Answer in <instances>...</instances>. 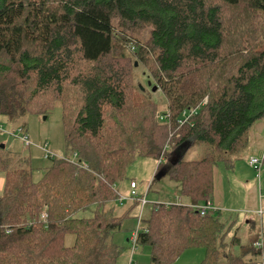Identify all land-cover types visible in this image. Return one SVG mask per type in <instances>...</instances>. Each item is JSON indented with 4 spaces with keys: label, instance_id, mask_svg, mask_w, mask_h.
<instances>
[{
    "label": "trees",
    "instance_id": "16d2710c",
    "mask_svg": "<svg viewBox=\"0 0 264 264\" xmlns=\"http://www.w3.org/2000/svg\"><path fill=\"white\" fill-rule=\"evenodd\" d=\"M258 16L264 0H0V116L44 115L59 102L71 153L51 158L37 182L29 159L0 158V264H117L114 236L129 217L118 213L117 185L137 159L162 156L158 171L166 162L188 203H155L142 218L137 246L151 248V263L175 264L196 248L206 251L202 264L262 256V241L241 245L235 221L190 206L214 199L216 168H234L264 117ZM147 29L131 58L125 35ZM135 61L165 97V111L151 93L136 100ZM194 145L205 155L186 160Z\"/></svg>",
    "mask_w": 264,
    "mask_h": 264
},
{
    "label": "rangeland",
    "instance_id": "374dc122",
    "mask_svg": "<svg viewBox=\"0 0 264 264\" xmlns=\"http://www.w3.org/2000/svg\"><path fill=\"white\" fill-rule=\"evenodd\" d=\"M244 9L230 11L231 15H242ZM228 18V17H227ZM257 25L264 27V17H257ZM149 36V29L144 31L139 38L132 35H125L128 42H124V49L131 58L133 56L132 45L142 44ZM135 83L138 88L135 91V98L138 102L147 98L151 93L153 99L159 104V112L167 109V101L154 83H150L145 73V68L139 61H135ZM141 86V87H139ZM154 87L156 90L154 91ZM264 117L257 121L249 130V141L243 152L234 158V168L227 169L223 164H219L215 174V203L220 207L219 217L230 224L235 221L234 233L240 239L241 245L252 248L257 241H262L264 245V220L257 219L254 225L249 226L246 220L249 217L248 211L252 207L255 196L260 198V186L264 195V164L261 168V180L257 178V172L248 167V160L252 156L263 159V152H260L258 134L261 133ZM24 127V128H23ZM20 128L27 134L31 144L26 146L19 138ZM46 150L52 152L56 157L71 156L68 152L64 125L62 106L57 102L53 109L44 115L29 114L18 120L10 121L5 116H0V158L29 159L33 168L34 181H40L52 161L46 158ZM264 151V148H262ZM206 153L204 146H192L183 155L186 160H199ZM162 166L157 175L159 161L152 158H139L127 169L126 177L117 185L118 191L125 198L121 205L119 215L122 210L128 212L129 217L123 221L122 230L114 236L115 242L121 247L122 254L117 264H152L151 248L149 246H137L133 252V246L129 242L134 231L138 229L139 220L147 218L155 203H176L180 195V185L171 181L166 175L157 179L164 168ZM135 180L139 184V197H146L148 205L142 210L140 205L135 206L131 197L130 182ZM261 184V185H260ZM5 175L0 172V196L4 193ZM184 200V204H187ZM249 205V206H248ZM91 211L81 214V217H91ZM74 238L68 236L66 245L71 246ZM240 254V247L233 249ZM206 257V251L202 248L190 249L181 254L175 264H202ZM243 259L250 264L251 261L262 264L263 255H245Z\"/></svg>",
    "mask_w": 264,
    "mask_h": 264
},
{
    "label": "built area",
    "instance_id": "2783aa9c",
    "mask_svg": "<svg viewBox=\"0 0 264 264\" xmlns=\"http://www.w3.org/2000/svg\"><path fill=\"white\" fill-rule=\"evenodd\" d=\"M133 50H134V47H133ZM196 113H197L196 110H192L190 113L188 111L185 112L184 116H183V120L181 121V123L184 124V123L188 122L190 117L192 115H195ZM19 133H20V136H19L20 140L22 142H24L26 144V146H29L31 144V142H30V139H29L28 135L23 133V131L21 129L19 130ZM54 157H56V156L52 152L46 150V158L51 159V158H54ZM163 160H164V158L162 156L160 158V160H159V163H161ZM263 164H264V157L262 159V158H259V157H256V156H252L248 160V165L251 168H253L254 170H256L257 178L259 179V182L261 180V175H262L261 168H262ZM137 187H138L137 182H135V181L131 182V184H130V189H131V197H130V199L133 200V201L134 200H139L140 206H141L142 210H144V208L148 205V202L146 200V197H141V198L139 197V193L137 191ZM260 198H261V201L264 200V195L262 194L261 186H260ZM124 202H125V198L122 196V194H120V196H119V204L123 205ZM165 204L168 205V206L172 205V204H184V198L182 196H179L177 198V202L176 203H165ZM190 206H192L194 209L199 211L202 216L206 215L210 211H213V212L217 211V208L215 207V205H214L212 200H207V201H205V202H203L201 204H190ZM257 214L261 218H264V208L262 206L258 210ZM46 218H47V213L43 212L42 219L46 220ZM141 220H142V218L139 220L138 229L133 232L131 238L129 239V242L133 246V249H132L133 252L137 248V240H138L139 231H140V228H141ZM256 246L258 248H262L263 242H258L256 244Z\"/></svg>",
    "mask_w": 264,
    "mask_h": 264
},
{
    "label": "crops",
    "instance_id": "0c3cea01",
    "mask_svg": "<svg viewBox=\"0 0 264 264\" xmlns=\"http://www.w3.org/2000/svg\"><path fill=\"white\" fill-rule=\"evenodd\" d=\"M257 137L259 138V143H260V152H263V157H264V151H262V148H264V124L262 125V129H261V133L257 135ZM249 168H251L249 165H248ZM253 169V168H251ZM158 173V170L156 172V175ZM135 180H131V182H133ZM130 182V184H131ZM136 182V181H135ZM138 187H137V191L139 189V184L137 183ZM131 190V189H130ZM185 200V199H184ZM215 207L217 208V212L220 213L221 209L220 207H218V205L215 203V194H214V199L212 200ZM188 202V201H187ZM249 206V205H248ZM263 207L264 208V200L261 201V198H259L258 200V197L255 196V200L254 202L252 203V207H250V209L248 211V214H249V217L247 218L246 220V224H248L249 226H252L254 225L255 221L257 219H260L261 222H263L264 218H261L260 216H258L257 212L258 210L260 209V207ZM264 249V248H263Z\"/></svg>",
    "mask_w": 264,
    "mask_h": 264
},
{
    "label": "water",
    "instance_id": "95a60500",
    "mask_svg": "<svg viewBox=\"0 0 264 264\" xmlns=\"http://www.w3.org/2000/svg\"><path fill=\"white\" fill-rule=\"evenodd\" d=\"M156 90V87H154V91ZM175 163V162H173ZM166 174V168H164L159 176H157V179H160L162 176Z\"/></svg>",
    "mask_w": 264,
    "mask_h": 264
}]
</instances>
